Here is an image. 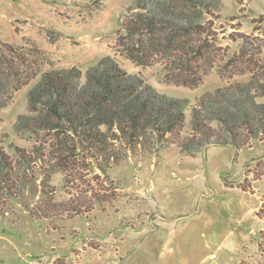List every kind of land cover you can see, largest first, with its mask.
<instances>
[{
    "label": "rangeland",
    "instance_id": "obj_1",
    "mask_svg": "<svg viewBox=\"0 0 264 264\" xmlns=\"http://www.w3.org/2000/svg\"><path fill=\"white\" fill-rule=\"evenodd\" d=\"M133 1L0 0V41L41 72L85 73L110 55L158 92L192 102L264 76V0H224L204 60L175 71L164 58L139 66L119 52ZM38 80L0 111V153L12 164L0 182V264H264V142L190 157L153 140L113 167L95 154L68 172L40 156L44 137L15 131Z\"/></svg>",
    "mask_w": 264,
    "mask_h": 264
},
{
    "label": "trees",
    "instance_id": "obj_2",
    "mask_svg": "<svg viewBox=\"0 0 264 264\" xmlns=\"http://www.w3.org/2000/svg\"><path fill=\"white\" fill-rule=\"evenodd\" d=\"M223 7L224 0H134L120 20L119 52L139 66L160 57L173 71L185 70L204 60L213 21ZM21 51L0 41V111L14 93L39 79L28 91L27 113L18 116L15 131L44 137L46 146L40 144L39 153H47L40 156L68 172L95 154L113 167L124 153L148 150L153 140L164 147L176 145L190 157L214 146L240 150L264 142V103L257 101L264 96V76L192 102L158 92L110 55L85 73L77 68L41 72ZM16 151L29 161L24 150ZM7 169L12 164L0 153V182H7Z\"/></svg>",
    "mask_w": 264,
    "mask_h": 264
}]
</instances>
